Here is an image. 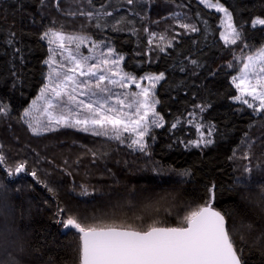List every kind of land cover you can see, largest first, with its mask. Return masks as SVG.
Wrapping results in <instances>:
<instances>
[{
	"label": "trees",
	"instance_id": "trees-1",
	"mask_svg": "<svg viewBox=\"0 0 264 264\" xmlns=\"http://www.w3.org/2000/svg\"><path fill=\"white\" fill-rule=\"evenodd\" d=\"M219 2L237 27L243 25L233 48L221 39L222 15L199 0H0V102L7 105L0 109V154L7 158L0 165V264H78V234L57 222L68 216L85 225L116 222L139 230L154 223L186 226L183 217L208 202L213 185L212 207L226 215L245 264H264V113L236 103L232 84L236 56L264 46V30L250 25L264 18V0ZM104 11L112 16L103 17L99 28L84 15L68 14ZM176 17L199 31L186 32ZM120 20L127 23L113 30ZM68 22L70 34L115 48L124 71L164 74L155 95L164 123L150 128L145 152L129 147L128 139L120 143L73 129L37 137L24 123L50 72L44 61L51 47L41 36L61 26L66 32ZM194 121L214 126L211 145L186 146L199 139ZM21 161L36 178L27 169L7 174ZM246 166L253 168L251 176ZM83 187L88 196L79 194Z\"/></svg>",
	"mask_w": 264,
	"mask_h": 264
},
{
	"label": "snow or ice",
	"instance_id": "snow-or-ice-1",
	"mask_svg": "<svg viewBox=\"0 0 264 264\" xmlns=\"http://www.w3.org/2000/svg\"><path fill=\"white\" fill-rule=\"evenodd\" d=\"M91 2V0H89ZM208 8L223 13L225 17V31L220 34L225 45H236L243 37V25L237 27L233 23L232 12L219 0H199ZM133 5L137 0H126ZM103 7V6H101ZM80 14L94 20L97 28L101 27L100 21L105 16H112V12L104 11L97 15L95 12L68 13ZM178 26L186 32H197L199 29L190 23L179 20ZM127 21L120 20L113 24V30L120 31L119 24ZM252 28L260 26L264 30V18H255L250 21ZM154 36L156 34H153ZM41 39H46L49 45H55L53 52L59 50L71 66L65 65L49 56L44 63L55 65L48 74V83L40 90L43 108L37 107V101L32 102V107L42 112L44 119L32 117V109L24 112L26 123L34 136H41L48 132L60 129H73L94 137H103L108 140L124 143L129 137L124 133H135L136 138L130 139L129 147L135 146L136 151L145 152L149 145L145 136L149 135L150 128L162 127L163 117L154 110L158 100H150L149 88H142L141 82L147 80L151 88L163 80L164 74H148L137 77L124 71L118 66L123 61V55L116 52L115 48L107 47V52L101 51L98 55H83L79 49L90 38L84 34H68L63 27L49 28L43 33ZM160 40H168L160 35ZM10 42V41H9ZM152 40H149V44ZM95 47L100 44L93 41ZM75 46V52L70 46ZM172 46L168 40L167 47ZM160 51L165 48L157 45ZM244 47H249L244 45ZM246 62L237 69L238 75L232 77V84L239 91L236 99L252 109L253 112L264 113V46H260L253 54L243 58ZM90 61H94L90 63ZM196 65L197 61L193 60ZM102 66H116L102 67ZM229 68L234 65L229 64ZM61 69V70H57ZM183 70V69H181ZM113 77H118L113 79ZM134 84L139 92H117L114 89H126ZM244 97H251V101ZM258 101L259 103H254ZM203 112L206 106H199ZM0 109L7 110V105L0 102ZM127 109V110H125ZM155 117L149 120V116ZM194 115V114H193ZM177 125L173 123L172 128ZM199 133V139L185 142L186 146L195 148L207 147L213 143L211 133L214 126L193 122ZM206 128V132L201 129ZM3 146L0 145V150ZM95 159L96 153H93ZM243 159L251 162L252 157L245 155ZM7 163V158L0 154V165ZM27 169V162L21 161L14 167L7 169L9 176H17ZM28 175L37 177L35 170L27 169ZM244 172L251 176L253 168L246 166ZM185 171L182 175L187 176ZM70 175V173H69ZM48 188V185H44ZM3 185H0L2 188ZM49 191L53 189L49 188ZM88 196L90 193L83 187L79 193ZM215 198V185L209 189V200L195 211L183 217L186 226H156L152 224L147 230H139L125 223L96 222L85 225L74 216L59 220L64 229H73L78 234V264H245L244 250L238 247L232 238L233 228L229 225L226 215L212 207ZM60 209V212H63ZM158 223V222H157ZM251 229V225L247 226Z\"/></svg>",
	"mask_w": 264,
	"mask_h": 264
},
{
	"label": "rangeland",
	"instance_id": "rangeland-1",
	"mask_svg": "<svg viewBox=\"0 0 264 264\" xmlns=\"http://www.w3.org/2000/svg\"><path fill=\"white\" fill-rule=\"evenodd\" d=\"M214 2H215V1H214ZM204 6H205V5H204ZM205 7H206V6H205ZM207 8H208V7H207ZM209 9H210V10H213V11H216L215 9H212V8H209ZM220 14L222 15V32H224V31H225V17H224V14H223V13H220ZM233 23H234V22H233ZM71 25H72L71 22L65 23V25H64L65 30H66V33H68V34H70V33H69V27H70ZM236 45H237V44H236ZM236 45H232V46H228V45H227V46L233 48V47L236 46ZM50 47H51L52 49H55V45H50ZM70 47H71L72 50L75 52V46L72 45V46H70ZM79 51H80V53H82L83 55H98L101 51L107 52V47H105L104 44H101V47H95L94 44H93V42L89 39L88 41L85 42V44L81 45ZM253 53H254V52H250V53H245V52H243V53H239V54L236 56V58L234 59V60H235L234 62L236 63L237 67H238V68L241 67V66H242V63H243V62H246V61L243 59L244 57H246V55H248V54H253ZM64 55H66V53H65ZM64 55H60V54H59V50H55V51L51 52V56H54V57H55V60H56L57 62L64 64V65H65V69H63V70H66V68L69 67V66H71V65H70V63H69L67 60L64 59ZM93 62H94V61H90V63H93ZM49 67H50V71H51V69L54 68L55 65H52V66L49 65ZM102 67H105V68H107V67H113L114 70L116 69V66H102ZM118 67L120 68V65H119ZM57 70H61V69H57ZM238 74H239V73H238V71H237L235 75H238ZM117 78H118V77H113V79H117ZM159 82H160V81H159ZM159 82L156 84V87H157V85L159 84ZM47 83H48V80H47ZM141 87H142V88H149L150 91H151L150 100H152V99L156 100V99H155V95H156V87H155L154 89H152V88H151V85H150V82L147 81V80H144V81L141 82ZM114 91H117V92H124V93H131V92H133V91H135V92H139L140 89H139V88H136L134 84H130V86H129L128 88H126V89H119V88H116V89H114ZM237 91H238V90H237ZM238 95H239V91H238ZM39 97H40V95H39ZM39 97H38V98H39ZM38 98L36 99V101H37V107L42 109V108H43V100H40V99H38ZM244 98L249 99V100L251 101V97H244ZM235 102L238 103V104L244 105V104L240 103L237 99H235ZM254 103L258 104L259 102H258V101H255ZM245 106H246V105H245ZM246 107H247V106H246ZM30 109H32V117H38V118H41V119H44V118H45V117H43L42 112H41V111H38V110L35 109V108H33L32 105H31ZM125 110H127V109H125ZM154 110H155V112H156V104H155V106H154ZM154 118H155V117H153V116H151V115L149 116V120L154 119ZM23 120H24V123L27 125V123L25 122V121H26V118H25V117H24ZM27 126H28V125H27ZM28 128H29V127H28ZM29 130H30V129H29ZM30 131H31V130H30ZM48 133H49V132H48ZM45 134H46V133H45ZM124 135H127V137L130 136V139H135V138H136L135 133H131V134H129V133H124ZM130 139H128L129 142H130ZM146 139H147V136H145V140H146Z\"/></svg>",
	"mask_w": 264,
	"mask_h": 264
},
{
	"label": "water",
	"instance_id": "water-1",
	"mask_svg": "<svg viewBox=\"0 0 264 264\" xmlns=\"http://www.w3.org/2000/svg\"><path fill=\"white\" fill-rule=\"evenodd\" d=\"M70 230H72L71 228H69V229H65V232H68V231H70Z\"/></svg>",
	"mask_w": 264,
	"mask_h": 264
}]
</instances>
